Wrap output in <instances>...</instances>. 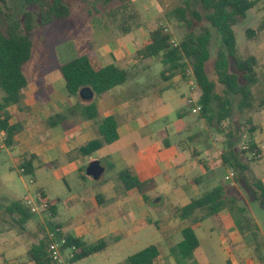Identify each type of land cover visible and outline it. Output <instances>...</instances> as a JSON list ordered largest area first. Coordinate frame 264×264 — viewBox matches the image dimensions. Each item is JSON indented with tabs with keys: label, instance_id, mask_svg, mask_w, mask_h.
I'll use <instances>...</instances> for the list:
<instances>
[{
	"label": "crops",
	"instance_id": "1",
	"mask_svg": "<svg viewBox=\"0 0 264 264\" xmlns=\"http://www.w3.org/2000/svg\"><path fill=\"white\" fill-rule=\"evenodd\" d=\"M129 1L138 8L140 21L132 14L125 16L123 8L118 11L119 8L112 7L113 14H109V18H117L113 11L117 10L123 20L115 28L110 26L108 35L97 43L86 40L80 46L69 39L57 43L52 53L47 46L35 42L32 58L23 68L28 85L22 91L21 103L6 109L9 124L19 126L20 131L12 147L0 148V160L28 180L34 178L33 190L43 192L55 203L49 225L58 226L66 236L79 238L88 245L101 240L108 242L104 251L78 263L130 264L132 255L155 245L160 251L155 264H177L171 249L182 242L183 231L191 226L200 241L199 251L202 248L199 230L206 220L191 224L175 217L178 209L206 192L202 191V184L209 180L212 170L205 152L194 145L200 138H181L184 129H191L183 124L189 114L184 107L198 106L201 93L185 72L167 70L162 58L138 56L153 30L151 23L162 16L163 9L158 0ZM254 1H258V7L263 0ZM261 35L264 36V32H259L255 38ZM173 40L181 42L174 36ZM90 44L94 45L102 67L116 66L126 71L129 78L125 84L105 95L95 94L92 102L84 103L79 93L75 96L68 92L61 68L85 55ZM154 66L158 67L161 83L152 81ZM188 90L191 92H185ZM4 96L0 89V103ZM92 103L101 112L94 120L83 113ZM109 117L118 123V141L90 155L78 153L101 139L99 126ZM54 118L56 124L50 125ZM249 120L255 130L253 141L262 154L261 159L251 165V172L257 179H264V99ZM172 137L180 141L173 143ZM32 157L33 174H21L22 164ZM94 160H99L106 169L98 182L87 175V168ZM127 169H134L142 182L156 181V189L147 194L149 202L135 189L125 191L120 173ZM201 172L204 174L200 175ZM211 184L217 183L213 179ZM206 186H211L208 181ZM14 189L11 204L24 202L31 194V189L26 187L23 197L16 199L14 194L18 188ZM156 198L162 200L153 204ZM4 215L7 220L9 214ZM214 219L218 229H209L207 257L203 261L192 258L187 264H264L251 257L254 247L249 234L243 235L232 227L228 210L220 213V220ZM44 221L42 216L36 215L24 230L13 225L0 228V264H33L28 252L44 237L39 231ZM215 244L223 254L220 260L213 249ZM70 255L69 249L64 252L62 264H72Z\"/></svg>",
	"mask_w": 264,
	"mask_h": 264
},
{
	"label": "trees",
	"instance_id": "2",
	"mask_svg": "<svg viewBox=\"0 0 264 264\" xmlns=\"http://www.w3.org/2000/svg\"><path fill=\"white\" fill-rule=\"evenodd\" d=\"M25 4L36 8V12H26L23 20H10L7 24L6 33L2 30V0H0V89L5 96L0 103V131L7 133L6 144L8 147L14 145V138L19 133V126L9 124L10 117L6 109L12 105L21 103L22 91L27 87L28 81L24 75L23 68L32 58L34 48V36L39 26L51 25L67 20L72 15V7L65 3V0H22ZM85 5L103 6L104 11L113 14L112 6L115 3L126 9L129 0H83ZM258 5L254 0H194L166 12L163 17L155 20L157 25L150 33L148 42L138 56L143 58H162L167 70L172 73H182L193 67L194 77L200 90L199 106L201 113L206 120L215 121L218 129L227 119H231L233 113V102L240 97L239 108L244 110L252 108L254 104L253 88L259 84L258 76L259 60L255 56L245 59L238 55V44L236 40L235 26L247 19L248 13ZM99 12V10H97ZM175 19L184 30L183 37L178 47L172 44L173 35L167 32L164 26V18ZM216 29L221 34V47L218 50L214 70L218 82L223 86L224 97L217 111L214 103L221 99L217 92V82L211 79L207 71V64L211 61V43L213 32L210 28H203L204 23ZM198 28H201L197 31ZM264 30V21L260 26ZM257 32L253 29L247 30V37L252 40ZM61 73L66 82L67 90L72 95H77L83 87H91L98 96L107 94L117 86L127 82L129 75L126 71L116 67H102L95 53L94 45L90 44L88 52L77 59L65 64ZM212 109L214 116L211 115ZM86 118L94 120L100 117L101 112L97 105L92 103L83 111ZM58 118V117H57ZM55 118L50 120V125L56 124ZM215 128V127H213ZM216 129V128H215ZM243 133L248 132L252 150H257L253 141L254 126L250 120L241 124ZM100 140L91 142L78 150L80 154L90 155L101 149L104 145H110L118 141V123L115 118L109 117L103 120L99 126ZM236 138L229 141V151L223 152L222 160L225 167L231 168L239 177L248 176L251 172V165L256 160L248 158L244 150L237 151ZM243 157L247 158V162ZM32 158L22 164L25 175L33 174ZM125 191L137 190L149 202L147 194L157 187L155 180L142 182L138 179L134 169H127L120 173ZM251 185L254 188L256 201L264 204V179L252 178ZM232 186L221 184L206 191L201 197L193 200L186 207L176 211L175 217L182 222L191 224L202 222L208 218L220 220V213L228 210L235 220L236 226L243 235L251 234L257 242L259 229L256 223L246 215V209L239 205V196L230 192ZM7 212L14 218L18 227L26 229V225L35 216L22 201H16L7 207ZM51 217L54 210L48 212ZM255 227V230L253 229ZM59 228L52 226L51 229ZM68 248L75 247L76 251L70 262L83 261L95 254L104 251L108 247L106 240L88 245L79 238L67 236ZM50 239L45 234L28 252V258L33 264H54L49 253ZM200 248V241L190 226L183 231V240L171 249V255L177 264H187L192 260L195 252ZM160 257L157 246H150L129 258L130 264H155ZM260 261H264L261 257Z\"/></svg>",
	"mask_w": 264,
	"mask_h": 264
},
{
	"label": "rangeland",
	"instance_id": "3",
	"mask_svg": "<svg viewBox=\"0 0 264 264\" xmlns=\"http://www.w3.org/2000/svg\"><path fill=\"white\" fill-rule=\"evenodd\" d=\"M194 0H158L163 9V15L166 12H170L177 7L183 6L186 3L193 2ZM65 3L72 7V15L69 19L63 20L47 26H39L37 23V28L34 36V45L37 41L42 45L47 46L48 50L54 53V46L57 43L63 42L65 40L71 39L75 41L80 46L83 45L84 41L89 40L92 43H97L101 39L108 35L110 26L115 28L117 23H120L123 20L122 13L115 11L117 18H109L110 11H104L103 6L97 5H85L83 0H65ZM2 30L6 33L7 24L10 20H23V16L26 12L34 13L36 8L30 5L25 4L22 0H2ZM119 8L118 11H121L123 6L115 3L112 7ZM126 9L123 8L125 16L132 14L136 16V21H140V13H138V8L134 3H127ZM99 10V12L97 11ZM164 19V26L168 29L167 32H170L174 37L181 41L184 30L179 26L178 22L173 20ZM87 20V21H84ZM264 21V0L254 9L252 13L248 16L246 20L236 26V39L238 43V55L239 57L245 59L249 56H255L259 60L258 67V76L260 83L253 88L254 93V104L252 108H246L241 110L239 108L240 97H236L233 102V113L231 119H227L223 122L222 127L218 129L215 121L206 120L203 117V114L194 113L192 110L197 106H185L184 109L189 112L188 116L183 122L191 127L190 130H185L183 132L182 139H186L189 136H196L200 140H196L195 147L204 151V155L208 163L212 166L210 170L209 180H204L203 187L201 188L203 192L208 191L215 186L225 184L231 185L232 188L230 192H234L239 196V205L246 209V215L249 216L254 223H256L259 234L257 242L254 240L251 234L248 235V238L252 241V246L254 247L250 253L251 257L254 259L264 258V204L256 201L254 195V188L251 185L252 178L255 175L252 172L248 173V176L239 177V183L237 182V175L235 171L231 168L225 167L222 160V153L229 151V141L234 139L235 135L237 139V151L241 152L247 141H250L249 133H243L241 130V124L248 122L249 117L256 110L260 108L261 102L264 99V36H258L252 40H249L247 37V30L253 29L257 32H264L260 30L259 26L261 22ZM157 25L155 20L151 23V27L154 28ZM123 26H126L124 24ZM149 27V26H147ZM210 28L213 32V38L211 43V54L212 60L207 64V71L211 79L217 82V92L221 99H217L214 103L215 111L218 110L222 99L224 97L223 86L219 84L216 72L214 70L215 60L218 50L221 47V34L214 28H212L209 23L205 22L203 28ZM201 28H198L199 31ZM116 32H118L116 30ZM162 67V66H161ZM158 67L154 66L152 75L153 82L157 84L161 83L159 76L157 75ZM184 88V87H182ZM175 90V89H174ZM190 93L191 91H185ZM199 92V91H198ZM200 94V93H199ZM199 104V102H198ZM215 112L212 109L211 115L214 116ZM215 127V128H213ZM173 143L180 141V138L175 139L172 137ZM244 161L247 162V158L243 157ZM204 173H200L203 175ZM106 178L109 176V173L105 175ZM230 176L232 179H227L226 177ZM212 178V179H211ZM256 178V177H255ZM208 179V178H207ZM215 180L217 183L215 186H212L211 181ZM77 181H82L83 179L76 178ZM207 181L211 186H206ZM70 183H73L71 181ZM59 185L62 188V183L59 182ZM214 185V183H213ZM14 187H17L18 190L15 192L16 199H21L25 188L29 187L31 193H34L33 186L29 183V180L24 176L19 174V171L16 169H9V166L0 160V228H6L7 226L18 227L15 220H13L11 215L5 211L7 207L11 204L10 197L13 195L11 192L14 191ZM12 190V191H11ZM167 201V200H166ZM5 211V212H4ZM5 213H8V219H5ZM45 220L42 223V226L39 227L41 234L45 235V231L51 229V225L48 223V219L51 217L49 213L41 215ZM7 218V216H6ZM231 225L234 229H237L240 233L241 231L236 226L235 220L231 215ZM216 221L213 217L206 219L203 222L201 230H199V235L201 238L202 248L195 253L193 256L194 261H203L209 253V229L215 227ZM19 228V227H18ZM255 230V227H253ZM242 234V233H241ZM217 254L218 260L223 256L219 252V247L215 244L213 246ZM81 262V261H80ZM76 264H82L76 262Z\"/></svg>",
	"mask_w": 264,
	"mask_h": 264
},
{
	"label": "built area",
	"instance_id": "4",
	"mask_svg": "<svg viewBox=\"0 0 264 264\" xmlns=\"http://www.w3.org/2000/svg\"><path fill=\"white\" fill-rule=\"evenodd\" d=\"M174 47H178L179 43L176 40H172ZM185 73L188 77L193 79V85L197 86L193 67L188 64V68L185 70ZM194 113H201V107L198 105L197 108L193 110ZM7 133L5 130L0 131V148H7L6 144ZM243 150L248 153V158L254 159L256 161L260 160L262 157L260 149L257 147V150H252V145L250 141H247L243 147ZM21 174L25 175V169L21 168ZM29 183L31 185L35 184V179L30 177ZM25 206L36 216H41L45 213L50 212L51 209L55 206V203L48 199L43 192L35 191L34 193L29 194L24 200ZM48 237L50 239L49 244V253L52 260L55 263L62 264L64 263V252L66 250L71 251L70 258H73L76 248H68V239L67 236L62 232L60 228H55L48 232Z\"/></svg>",
	"mask_w": 264,
	"mask_h": 264
},
{
	"label": "water",
	"instance_id": "5",
	"mask_svg": "<svg viewBox=\"0 0 264 264\" xmlns=\"http://www.w3.org/2000/svg\"><path fill=\"white\" fill-rule=\"evenodd\" d=\"M95 91L91 87H83L79 91V97L84 103H90L93 101L95 97ZM105 167L101 164L99 160H94L92 161L88 168H87V175L90 177L92 180L98 182L101 181L104 174H105ZM161 198H156L153 201V204H158L161 202Z\"/></svg>",
	"mask_w": 264,
	"mask_h": 264
}]
</instances>
